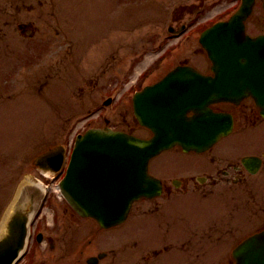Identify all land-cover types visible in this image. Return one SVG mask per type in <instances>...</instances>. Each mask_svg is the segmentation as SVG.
<instances>
[{"label": "rangeland", "instance_id": "obj_1", "mask_svg": "<svg viewBox=\"0 0 264 264\" xmlns=\"http://www.w3.org/2000/svg\"><path fill=\"white\" fill-rule=\"evenodd\" d=\"M2 1L0 0V3ZM86 1L90 5L83 3L86 5L85 12L92 13L94 17H89L87 21L76 20L75 25L81 32L76 59L68 64L59 61L53 80L51 76L47 79V82L50 81L52 84L42 89L41 101L31 99L34 103H40L41 113L32 111L34 104L23 100L22 110H20L23 112L22 117L17 119L15 118L17 116H11L7 122L5 120L8 127L12 126L9 129L11 133L8 132L7 144L0 143V212L5 205L4 209L8 208L18 186L27 177L43 179L32 162L35 156L65 139L69 140L78 130L81 131L88 126L104 125V117H108L115 127H127L136 130L142 136L146 134L134 122L131 94L138 87H143L163 75L166 67L184 58L202 69L206 64H210L203 51H199V33L191 35L177 51L172 49L165 51L167 47L165 43L171 38V35L166 32V25L170 20L177 18L175 15L180 14L175 6L203 2L204 6L201 10L198 9L195 13L191 10L186 11L188 18L197 22L199 27L223 16L227 12L224 9L229 6L230 9L233 8L237 0H123L120 8L122 12H119L120 18L117 15L118 9L111 3L113 0ZM70 3L71 0L56 1L54 11L59 21L60 17L65 21ZM260 5L261 3L257 2L253 16L249 20V31L253 33L263 31L261 25L264 24V11ZM71 14L75 17L76 9H73ZM57 26L61 27L59 24ZM61 29L64 30L62 27ZM83 35L92 36L93 39ZM164 38L165 41L162 42ZM90 41L92 44L89 46L87 44ZM41 46L44 47V43ZM63 56L65 55L62 52L57 57L60 60ZM45 57L48 61L49 56L43 51L42 59ZM47 71L49 70L42 67L43 81L46 80ZM98 78L99 82H97ZM84 84L88 85L83 94L81 86ZM120 92H123V96L118 101L115 97L111 105H103L102 100L108 95H117ZM12 109L14 108L11 107L8 110V114L15 113ZM88 109L90 110L87 112ZM87 114L89 116L83 119ZM19 122L20 126L14 129ZM0 129V133L8 131L6 125L0 126ZM260 130L254 132L258 139L264 138V126ZM245 136V133H235L231 139L240 137L244 140ZM229 139L223 141L218 147L226 148L237 144ZM208 161V155L170 151L158 155L152 165L156 170L163 167L160 175L165 178V173H168L170 168L190 172L196 168H205L204 164ZM262 175L264 176V173ZM58 177L59 175L50 179L49 183L54 186ZM262 181L264 182V179L255 184L256 199L246 196L245 193L236 194V192L229 195L233 196L230 200L227 198L206 199L195 194L184 193L167 197L168 195L165 194L164 228L184 226L188 228L186 237L193 239L185 246V251L189 249L186 256L169 259L165 264H199L190 257L209 254L208 246L199 247L196 240L202 231L195 229H217L219 235L223 233L228 240L230 237L242 235L247 230L249 207H252L253 212L257 206H264ZM34 188L31 186L28 191H34ZM9 194L11 196L6 204L5 200ZM212 196L221 197L219 194ZM213 215L217 216L220 225L213 221ZM65 221L69 220L65 219ZM86 222L93 223L89 220ZM224 230L231 231L224 232ZM75 233H78L77 230ZM202 240L209 242L208 236L202 237Z\"/></svg>", "mask_w": 264, "mask_h": 264}, {"label": "water", "instance_id": "obj_2", "mask_svg": "<svg viewBox=\"0 0 264 264\" xmlns=\"http://www.w3.org/2000/svg\"><path fill=\"white\" fill-rule=\"evenodd\" d=\"M253 2L254 0H245L242 9L236 17H233L228 28L221 30L219 27H214L202 39L215 62L214 70L218 74L215 79L204 78L195 71L186 73L185 71L188 69H182V73H170V76L155 87L151 94L141 98V103L147 100L150 106L157 107L156 110L161 108L159 126L152 122L153 119L149 120L152 125L158 127L157 130L155 129L156 136L149 143L134 150L132 156L131 154H120L116 152L119 150L109 148L101 150L93 158L94 164L92 165L83 163L80 166L77 161L73 163L72 169L64 180V191L79 211L85 212L84 205L80 204H85L88 200L90 194L87 191L94 187L91 185L93 183L100 184L102 187L97 193L90 196L89 201H93V203H88V207L104 216L109 214L120 216V210L126 207L132 197L146 191L155 192L158 189L160 191V184L148 177L147 159L155 153L158 148L157 144L168 146L179 142L188 149L190 147L198 148L202 146V143L210 142L215 136L210 131L214 126L224 122V118L208 112L206 108L207 104L214 100L216 94L238 95V89L243 86L245 90L253 92L264 105V36L248 38L240 28L241 20L249 13ZM240 75L245 79L244 85L238 78ZM192 83H203L209 90L194 91L191 88ZM194 103L201 109V113L196 117L188 118L183 112L189 104ZM142 109L144 110V108ZM208 132L213 136H209ZM109 144L112 146L111 143ZM113 144L119 147L117 140ZM123 157L127 160V163H124V168L129 174V180H126L129 189L125 190L124 188V190L120 189L116 192L114 188H120L121 181L113 179L111 174H117L121 164L108 167V165L103 166L102 163L114 159L121 160ZM95 173L103 176V178L102 176L97 177V180H101L99 183L95 181ZM89 185L91 188L87 189ZM131 188L136 191L134 195L131 194ZM102 193V196L98 195ZM18 224L19 222L14 219L11 227H18ZM19 228L21 230L19 239L0 244V264H9L16 255L15 251L22 242L23 224ZM247 242L250 244L243 246ZM243 244L239 247V251L235 252L236 264H264V232L250 237ZM244 249H248L249 255H252L250 259L244 258Z\"/></svg>", "mask_w": 264, "mask_h": 264}, {"label": "flooded vegetation", "instance_id": "obj_3", "mask_svg": "<svg viewBox=\"0 0 264 264\" xmlns=\"http://www.w3.org/2000/svg\"><path fill=\"white\" fill-rule=\"evenodd\" d=\"M244 167L237 164H229L226 167L217 168L215 170V176H210L209 179H212L211 184H217L219 182H228V181H238L239 179H245L246 176L244 174ZM185 189L190 187L191 179H183ZM168 180L166 181L167 184ZM204 185H206V180H200V182L193 183V186L196 190H200ZM204 191L206 190V186L202 188ZM60 250L57 253H53L56 248V244L53 242L50 245L49 252L52 253L49 256H44L43 254H37L38 256L34 255L32 259H29L27 264H73V262L68 261V245L65 241L60 238L59 239ZM118 245H108V246H100L98 253L102 252V258L94 261L92 264H119L118 259ZM104 251V252H103ZM87 261L79 260L74 264H89L86 263Z\"/></svg>", "mask_w": 264, "mask_h": 264}, {"label": "bare ground", "instance_id": "obj_4", "mask_svg": "<svg viewBox=\"0 0 264 264\" xmlns=\"http://www.w3.org/2000/svg\"><path fill=\"white\" fill-rule=\"evenodd\" d=\"M41 185V182L39 183ZM5 221L3 220L0 224V234L3 233Z\"/></svg>", "mask_w": 264, "mask_h": 264}]
</instances>
